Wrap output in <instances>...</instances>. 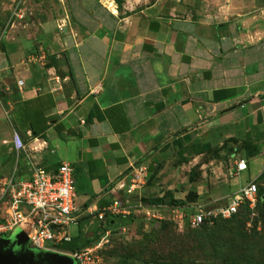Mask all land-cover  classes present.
<instances>
[{"label": "crops", "instance_id": "obj_1", "mask_svg": "<svg viewBox=\"0 0 264 264\" xmlns=\"http://www.w3.org/2000/svg\"><path fill=\"white\" fill-rule=\"evenodd\" d=\"M246 140L262 152L264 0H0V178L72 165L77 251L134 165Z\"/></svg>", "mask_w": 264, "mask_h": 264}, {"label": "rangeland", "instance_id": "obj_2", "mask_svg": "<svg viewBox=\"0 0 264 264\" xmlns=\"http://www.w3.org/2000/svg\"><path fill=\"white\" fill-rule=\"evenodd\" d=\"M221 134L217 133L213 142L220 140ZM263 148L259 156L247 160L249 168L239 176L233 172L235 163L247 158L240 142L225 143L196 160L161 158L149 177L141 201L149 205L152 200L162 198V203L156 205L171 210L183 206L191 214L199 208L220 209L239 185L258 178L264 171ZM18 169V161L13 158L6 173L17 174ZM259 186L264 193V179L259 180ZM173 201H182L183 204H173ZM170 211L164 212L166 220L161 222H148L141 211L128 225L113 227L103 242L101 263L225 264L232 244L258 247L262 252L260 264H264V194L253 209H245L238 217L215 219L212 224L200 228L192 227L189 222L176 221ZM19 234L20 230L15 229L2 238ZM101 240L97 239L95 244ZM47 247L67 250L64 243L47 242Z\"/></svg>", "mask_w": 264, "mask_h": 264}, {"label": "built area", "instance_id": "obj_3", "mask_svg": "<svg viewBox=\"0 0 264 264\" xmlns=\"http://www.w3.org/2000/svg\"><path fill=\"white\" fill-rule=\"evenodd\" d=\"M67 22L62 19L58 29L63 31ZM44 60L45 55L32 57ZM25 83L17 81L19 91ZM13 147L17 154L25 149V142L17 132L13 134ZM248 161L238 159L234 171L236 176L247 171ZM149 169L145 165H134L131 171L116 185L115 190L122 194L114 203L99 213L98 219L105 222L107 217H130L141 212L148 222L166 220L165 211L168 207L160 205H144L141 201V191L147 185ZM256 179L239 185L229 197L225 206L211 211L199 208L187 213L184 207L172 208V216L176 221L189 222L192 227L212 224L215 219L231 218L243 205L253 209L258 202V186ZM138 199L134 200L135 196ZM75 169L68 163H63L54 173L33 167L28 179H20L16 174L0 178V238L7 236L15 229L25 232L31 248L43 251H58L47 247V242L55 245L70 242L73 238L72 227L77 225L75 214L78 211ZM110 235L106 231L101 242L81 251L67 253L75 258L76 264H102L101 250L104 240ZM66 253V252H64Z\"/></svg>", "mask_w": 264, "mask_h": 264}, {"label": "trees", "instance_id": "obj_4", "mask_svg": "<svg viewBox=\"0 0 264 264\" xmlns=\"http://www.w3.org/2000/svg\"><path fill=\"white\" fill-rule=\"evenodd\" d=\"M241 145L243 146V148L246 150L247 152V158L246 160L253 158L255 156H257L260 151L259 149H257L256 147L252 146L248 140L244 141L243 143H241ZM210 150V147H208L207 151ZM154 172V169H149V177L152 176ZM264 179V171L259 175V177L256 180L257 186H258V200L260 199V196L262 194H264L262 192V190L260 189L259 186V180H263ZM149 181V178H148ZM148 183V182H147ZM136 197H138L137 195L132 198L134 200H136ZM162 203V198H157L151 201V204H160ZM173 204H183L182 201H173ZM176 207V206H175ZM183 207V206H181ZM245 209H249L248 205H243L239 211L234 214L231 218H236L239 215H241V212L244 211ZM133 219V216L130 217H108L106 219L104 223V226L106 228H113V227H124L126 225H128ZM207 226L206 224H203L199 227L196 228H200V227H204ZM195 228V227H194ZM73 239V238H72ZM72 241V240H71ZM70 241V242H71ZM70 242H63L64 244H66V252H77V250L80 248L79 246H73L72 244H70ZM63 251V250H61ZM64 251V252H65ZM262 254L261 250L258 249V247H251L250 245H240V246H236L231 244V251L226 255L225 257V264H260L261 260H260V255Z\"/></svg>", "mask_w": 264, "mask_h": 264}, {"label": "water", "instance_id": "obj_5", "mask_svg": "<svg viewBox=\"0 0 264 264\" xmlns=\"http://www.w3.org/2000/svg\"><path fill=\"white\" fill-rule=\"evenodd\" d=\"M0 264H76V260L64 252L31 248L27 234L20 231L13 238H0Z\"/></svg>", "mask_w": 264, "mask_h": 264}]
</instances>
